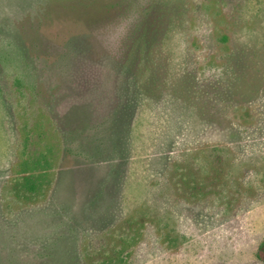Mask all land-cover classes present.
Instances as JSON below:
<instances>
[{"label":"rangeland","instance_id":"rangeland-1","mask_svg":"<svg viewBox=\"0 0 264 264\" xmlns=\"http://www.w3.org/2000/svg\"><path fill=\"white\" fill-rule=\"evenodd\" d=\"M5 225L30 264H264V0H0Z\"/></svg>","mask_w":264,"mask_h":264},{"label":"trees","instance_id":"trees-1","mask_svg":"<svg viewBox=\"0 0 264 264\" xmlns=\"http://www.w3.org/2000/svg\"><path fill=\"white\" fill-rule=\"evenodd\" d=\"M44 160L46 161V159ZM41 163L42 162L37 158L35 161H33V164L36 166L35 168L37 170L39 169V165H41ZM40 179L41 178H39V175L37 174L34 175L30 174L29 176H25L24 187H27V189L31 190V192L33 193H37L43 188ZM8 226L10 225L0 226V235L5 232L3 230ZM5 233L7 235V232ZM28 251L22 254H17V249L14 248L11 236H8L4 240L0 239V264H30V259H29L30 256L27 257ZM44 256L43 257L41 256L42 257L41 259H43ZM257 258L259 261L264 263V240L261 242L259 249L257 251Z\"/></svg>","mask_w":264,"mask_h":264}]
</instances>
